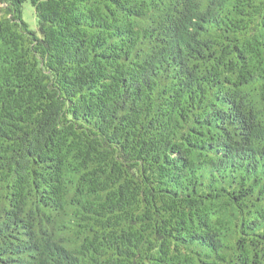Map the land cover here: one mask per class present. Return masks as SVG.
<instances>
[{
    "label": "trees",
    "instance_id": "obj_1",
    "mask_svg": "<svg viewBox=\"0 0 264 264\" xmlns=\"http://www.w3.org/2000/svg\"><path fill=\"white\" fill-rule=\"evenodd\" d=\"M0 264H264V0H0Z\"/></svg>",
    "mask_w": 264,
    "mask_h": 264
},
{
    "label": "rangeland",
    "instance_id": "obj_2",
    "mask_svg": "<svg viewBox=\"0 0 264 264\" xmlns=\"http://www.w3.org/2000/svg\"><path fill=\"white\" fill-rule=\"evenodd\" d=\"M22 18L28 24L29 28L37 33V24L34 16V10L29 2L22 6Z\"/></svg>",
    "mask_w": 264,
    "mask_h": 264
}]
</instances>
